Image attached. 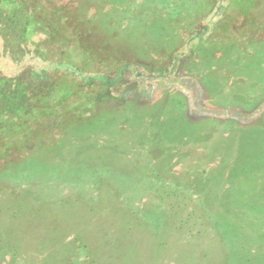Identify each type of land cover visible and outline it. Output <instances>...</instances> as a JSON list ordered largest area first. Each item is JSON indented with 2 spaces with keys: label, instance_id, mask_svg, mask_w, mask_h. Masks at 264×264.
<instances>
[{
  "label": "rangeland",
  "instance_id": "obj_1",
  "mask_svg": "<svg viewBox=\"0 0 264 264\" xmlns=\"http://www.w3.org/2000/svg\"><path fill=\"white\" fill-rule=\"evenodd\" d=\"M0 264H264V0H0Z\"/></svg>",
  "mask_w": 264,
  "mask_h": 264
},
{
  "label": "trees",
  "instance_id": "obj_2",
  "mask_svg": "<svg viewBox=\"0 0 264 264\" xmlns=\"http://www.w3.org/2000/svg\"><path fill=\"white\" fill-rule=\"evenodd\" d=\"M65 65V64H64ZM123 68H125V67H123ZM122 72V71H121ZM121 72L119 73V77L121 76ZM119 77H118V79H119ZM84 78H86V80L88 81V82H91V80H93V76H84ZM104 78H105V80L106 79H108V77H106V76H104ZM107 84V83H106Z\"/></svg>",
  "mask_w": 264,
  "mask_h": 264
}]
</instances>
